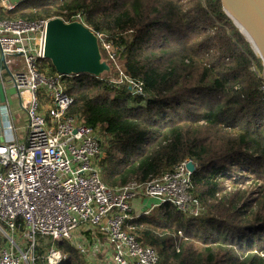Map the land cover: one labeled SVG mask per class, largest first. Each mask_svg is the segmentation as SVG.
I'll return each instance as SVG.
<instances>
[{"label":"trees","instance_id":"obj_1","mask_svg":"<svg viewBox=\"0 0 264 264\" xmlns=\"http://www.w3.org/2000/svg\"><path fill=\"white\" fill-rule=\"evenodd\" d=\"M77 14L114 41L123 72L143 81L146 93L119 90L101 76L64 78L75 100L69 114L84 115L107 139L103 181L111 188L145 182L191 159L198 165L191 193L211 215L187 222L166 204L131 220L128 231L158 252L160 264H264V67L221 1L28 0L13 17L70 21ZM45 71L57 73L48 60ZM242 163L256 174L250 190L240 188L248 174L223 188L229 166ZM190 229L197 240L182 243ZM6 244L0 233V248ZM62 250L68 258L60 264H80Z\"/></svg>","mask_w":264,"mask_h":264},{"label":"built area","instance_id":"obj_2","mask_svg":"<svg viewBox=\"0 0 264 264\" xmlns=\"http://www.w3.org/2000/svg\"><path fill=\"white\" fill-rule=\"evenodd\" d=\"M17 9L18 4L0 0V233L7 240L0 264H37L36 250L47 238L53 243L41 257L47 264L67 258L57 243L70 244L83 264H160L158 252L128 231L129 222L166 204L189 218L201 217L204 208L191 193L194 172L188 168L193 163L196 171L198 165L186 159L145 182L105 184L99 129L87 125L84 115L69 114L75 100L64 78L79 74L41 72L53 18L13 17ZM64 22L85 25L81 14ZM94 34L106 56L102 61L121 77L115 84L145 96L143 81L123 72L119 47L104 33ZM12 89L26 116L21 137ZM146 199L158 203L135 214L133 203Z\"/></svg>","mask_w":264,"mask_h":264},{"label":"water","instance_id":"obj_3","mask_svg":"<svg viewBox=\"0 0 264 264\" xmlns=\"http://www.w3.org/2000/svg\"><path fill=\"white\" fill-rule=\"evenodd\" d=\"M224 12L239 31L240 24L252 39L247 38L264 67V0H220ZM45 57L58 74H90L101 76L110 70L102 61L100 46L94 32L79 22L66 23L53 18L48 23ZM189 170L195 172L193 163Z\"/></svg>","mask_w":264,"mask_h":264},{"label":"rangeland","instance_id":"obj_4","mask_svg":"<svg viewBox=\"0 0 264 264\" xmlns=\"http://www.w3.org/2000/svg\"><path fill=\"white\" fill-rule=\"evenodd\" d=\"M24 0H11V3H15L16 5L17 4H19V3H21V2H23ZM236 29L238 30V32L240 33V34H242L240 31H239V29L236 27ZM167 35H168V33H166ZM131 35V33H129L128 35H126V36H124V37H126V38H128L129 36ZM242 36H243V40L245 41V42H248V40H247V38L242 34ZM132 37V36H131ZM130 37V38H131ZM249 43V42H248ZM250 44V43H249ZM250 46H251V44H250ZM252 48V47H251ZM254 51V50H253ZM101 53H102V57H103V60H105V61H107L106 60V56H105V53H104V51H102L101 50ZM255 53V52H254ZM255 55H256V57H258V54L257 53H255ZM259 58V57H258ZM49 61V60H48ZM121 61V60H120ZM50 62V61H49ZM262 62V61H261ZM51 63V62H50ZM110 65V64H109ZM111 67L112 66H110V70L108 71V72H105V73H103L101 76H102V78H104L105 80L107 79V80H111V82H114V83H110V85H112V86H116V87H114V88H117V89H121L122 87H123V85L122 84H115V82H119V80H121V77H119L117 74H116V72L114 71V70H112L111 69ZM127 88V87H126ZM9 95L11 96V97H13L12 99H11V104H13L14 102H16V100L14 99V96L16 95V91L14 90V89H12V90H9ZM111 96H114L115 95V93L113 92V91H111V94H110ZM5 100V97H4V95H2V101H4ZM146 103V100L144 101V102H142L141 103V105H144ZM133 106V108H138L140 105H138V104H134V105H132ZM20 130L21 129H19V132H20ZM23 132V131H22ZM99 133H100V136H101V139H102V141L105 143V142H107L106 140V137H105V135L103 134V132H102V130H100L99 129ZM247 170H249V171H252L253 170V168L252 167H250V165L248 164V165H246L245 163H242V164H237L236 166L235 165H233V164H231L230 166H229V168H228V172H227V174H225V176H223V178L224 179H222V186H223V188L224 187H227L228 189L227 190H229V188H230V185H231V182H232V180L233 179H240V178H242L241 176H242V174H243V176L244 175H246V174H248L247 175V181L246 182H244V185L243 186H240V188H241V190H247L246 188H250L251 186H252V183L250 182V180L252 181V179L253 178H255L254 176H256V174H254V173H252V172H250V173H248L247 172ZM260 170V169H259ZM260 180V182H262L263 183V180L262 179H259ZM240 181H243V180H240ZM250 190V189H249ZM255 197H257V195H255ZM153 202L154 201H151L150 202V205H152L153 204ZM154 214H156V211L155 212H153L152 213V215H154ZM187 219H186V221L187 222H189V219H191V218H189V217H187V216H185ZM205 218V219H209V217H211V215H209V214H207L206 212H204V214L201 216V217H199V218H197L198 220H202V218ZM197 220V221H198ZM196 221V222H197ZM189 231H191L192 232V234L193 235H191V236H189V237H187V239H183V241H182V243H184V242H191V238H193L194 240H197V238H196V234H195V231H193V229H190ZM48 240H42L40 243H41V250H44V254H43V256L42 257H44L46 254H47V252H48V250L53 246V243H52V241H51V238H47ZM55 244V243H54ZM191 244H194V245H197V244H199L198 243V241L197 242H195V241H193ZM60 244H55V247L56 248H58V249H65V250H68V249H71L73 252H72V254L74 255V257L75 258H78L79 260H80V264H83V260H82V258L78 255V253L70 246V244L68 245L67 243L65 244V247H60L59 246ZM68 258V257H67ZM41 259V258H40ZM39 259V260H40ZM38 260V264H47V262L45 261V260H40L39 261ZM44 262V263H43Z\"/></svg>","mask_w":264,"mask_h":264},{"label":"crops","instance_id":"obj_5","mask_svg":"<svg viewBox=\"0 0 264 264\" xmlns=\"http://www.w3.org/2000/svg\"><path fill=\"white\" fill-rule=\"evenodd\" d=\"M26 1H28V0H24L23 2L19 3L18 5H21L22 3L26 2ZM14 99L16 100V98H14ZM11 106H12L13 112L15 113V117H16L18 127H19V129H21V131L18 133V136L21 137L22 135H24V132H25L26 116H25L24 112L20 111V108L18 106V100H16V102H14L13 104H11ZM100 168H101V166H100ZM101 176H102V169H101ZM151 201H154L152 205H150ZM157 203H158L157 200H148V199L143 200V201L137 200L133 203V211L135 214H137L139 212H143V211L147 210L148 208H150L151 206H153L154 204H157Z\"/></svg>","mask_w":264,"mask_h":264},{"label":"bare ground","instance_id":"obj_6","mask_svg":"<svg viewBox=\"0 0 264 264\" xmlns=\"http://www.w3.org/2000/svg\"><path fill=\"white\" fill-rule=\"evenodd\" d=\"M239 28L241 29V31L247 36V38L252 42V39L250 38V36L247 34V32L245 31V29L240 25L238 24ZM253 43V42H252ZM253 46L254 48L256 49L254 43H253Z\"/></svg>","mask_w":264,"mask_h":264}]
</instances>
